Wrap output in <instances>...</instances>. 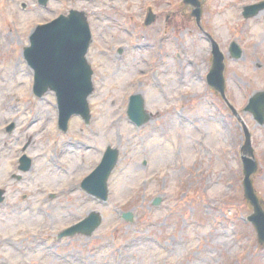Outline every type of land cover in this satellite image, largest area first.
I'll list each match as a JSON object with an SVG mask.
<instances>
[{
	"label": "rangeland",
	"instance_id": "374dc122",
	"mask_svg": "<svg viewBox=\"0 0 264 264\" xmlns=\"http://www.w3.org/2000/svg\"><path fill=\"white\" fill-rule=\"evenodd\" d=\"M179 2L0 0V187L9 201L0 204V264H264V244L247 219L243 127L207 83L212 44L204 26L173 21ZM71 9L85 12L92 29L95 89L90 125L76 116L63 132L55 93L34 94L24 49L37 23ZM149 9L156 19L146 25ZM212 28L226 57L228 98L252 134V179L264 207V125L244 110L264 89V57L234 59L228 27ZM134 93L150 114L140 127L127 114ZM108 145L119 159L101 202L81 181ZM23 154L33 160L27 173L17 168ZM90 211L103 216L91 237L57 238Z\"/></svg>",
	"mask_w": 264,
	"mask_h": 264
},
{
	"label": "water",
	"instance_id": "95a60500",
	"mask_svg": "<svg viewBox=\"0 0 264 264\" xmlns=\"http://www.w3.org/2000/svg\"><path fill=\"white\" fill-rule=\"evenodd\" d=\"M153 20L154 15L150 14L146 23L150 24ZM30 41L31 45L25 49L24 55L29 65L35 70L36 94L41 96L49 89L56 92L60 110V127L63 130H67L68 121L74 113L80 114L88 122L90 119L88 97L92 94L94 87L93 70L86 59L92 42V33L85 13L71 10L69 15H61L51 23L38 26ZM213 53L214 64L208 75V81L226 98L224 56L216 44ZM230 107L241 120L234 107ZM247 110L259 123L264 124V92H258L251 98ZM128 114L137 125H142L149 120L150 115L145 111L144 98L141 94L131 97ZM244 130L246 143L243 146L242 162L245 173V195L254 208L248 220L254 224L260 244H264V209L254 191L251 179V175L257 170V163L253 157L251 134L245 126ZM118 157L117 149L107 148L101 164L82 183L88 193L107 200V180ZM29 166L30 161L24 156L20 167L28 170ZM1 194L2 190H0V201ZM160 202L161 199L156 198L154 204ZM125 218L132 220V213H126ZM101 222L100 214L92 212L86 219L62 232L60 237L79 232L91 235Z\"/></svg>",
	"mask_w": 264,
	"mask_h": 264
},
{
	"label": "flooded vegetation",
	"instance_id": "af4514ba",
	"mask_svg": "<svg viewBox=\"0 0 264 264\" xmlns=\"http://www.w3.org/2000/svg\"><path fill=\"white\" fill-rule=\"evenodd\" d=\"M193 2L194 5H191L185 0H180L173 17L177 25L187 23L197 27L204 26L205 36L211 41L212 36L218 35V31L212 27L218 24L226 25L229 35L233 37L227 42V52L230 56L233 57L236 52L233 43L237 42L241 47L242 55L264 57V51L258 49L259 43H263L264 50V5H262L264 0H193ZM167 19L170 17L167 16ZM20 201L24 200L20 199ZM8 203V192H6L4 207ZM27 203L32 210L33 201ZM35 207L37 208V205Z\"/></svg>",
	"mask_w": 264,
	"mask_h": 264
}]
</instances>
